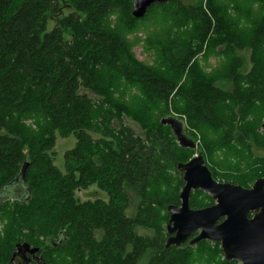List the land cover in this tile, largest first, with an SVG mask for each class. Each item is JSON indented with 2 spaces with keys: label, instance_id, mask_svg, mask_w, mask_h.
<instances>
[{
  "label": "trees",
  "instance_id": "16d2710c",
  "mask_svg": "<svg viewBox=\"0 0 264 264\" xmlns=\"http://www.w3.org/2000/svg\"><path fill=\"white\" fill-rule=\"evenodd\" d=\"M217 1L168 0L135 18L131 0H0V224L11 229L6 244L0 240V264H15L22 241L41 250L44 264H209L202 260L209 248L214 264H239L223 258L217 241L164 245L166 208L179 204L183 185L176 165L192 157L160 122L173 114L169 99L185 104V119L173 114L187 123L184 132L216 130L220 148L253 167L254 176L238 182L264 177V156L252 153L253 144L264 149V13L242 37L209 7ZM151 10L168 12L172 37L149 66L100 22L120 12L129 28ZM207 50L225 58L216 73L195 69ZM132 87L138 93L128 103ZM57 133L75 138L64 171L51 156ZM90 184L107 200L80 201L75 191ZM213 202L200 189L190 192L192 208Z\"/></svg>",
  "mask_w": 264,
  "mask_h": 264
},
{
  "label": "water",
  "instance_id": "95a60500",
  "mask_svg": "<svg viewBox=\"0 0 264 264\" xmlns=\"http://www.w3.org/2000/svg\"><path fill=\"white\" fill-rule=\"evenodd\" d=\"M166 1L132 0L131 15L140 18L152 4ZM160 122L170 127L180 146L196 148L194 140L184 132L183 120L168 114ZM25 167L26 164L22 166L16 182L23 181ZM176 168L182 173L183 185L179 191V204H169L166 208L168 219L165 224V247L179 246L186 240L189 244L204 239L217 241L227 261L264 264V177H257L249 187L218 181L212 177L200 152L186 162H178ZM18 185L20 187L22 184ZM195 189L208 193L214 202L203 207H190L189 195ZM5 194L4 190L0 192V198ZM24 197L25 193H22L20 198ZM38 250L37 246L32 247L25 241L18 242L10 261L19 256L23 264H26L28 258L25 252L34 254ZM36 260L34 264H44L41 255Z\"/></svg>",
  "mask_w": 264,
  "mask_h": 264
},
{
  "label": "rangeland",
  "instance_id": "374dc122",
  "mask_svg": "<svg viewBox=\"0 0 264 264\" xmlns=\"http://www.w3.org/2000/svg\"><path fill=\"white\" fill-rule=\"evenodd\" d=\"M182 1L184 3H197L200 0ZM209 7L213 10H216L217 12H222L223 15L225 14L227 18H229L232 29L241 34L242 37H244L247 34L249 27L252 26L253 20H257L263 15L264 0H218L215 4L210 3ZM68 11L69 10H65V12ZM128 23L129 22H126L125 18L121 19L120 12H112L111 14H109V16L106 17V19H104L103 22H100V28L115 33L116 35L121 37L128 50L133 53L143 64L149 66L154 65L158 59L156 49H159V45L161 44L162 40L166 41L168 38L172 37L171 34L167 33L170 24H172V21L169 19L168 12L157 15L151 10L145 20H141L136 24L129 25L130 29L126 26ZM52 25L53 23L49 22L48 29H50ZM180 37L182 38V34H180ZM240 54L243 58L242 70H245L249 65L248 51H243ZM198 57L200 63L195 67V69L205 71V73H216V71L220 70L225 61V58L223 56L215 54V52H212L211 50H207L206 53H204L203 55H199ZM196 73L198 74L199 72ZM81 91L87 93V95L92 98L96 97L92 92L88 90L81 89ZM137 93L138 92L136 88H130L126 91V94L124 96L125 100L128 103H133L134 97ZM184 107L185 104L180 97H174L168 100V112L176 114L183 119H185V116L181 113V111L184 109ZM162 110V107H160L158 110H154L151 113V117L154 118L158 114V112L160 115L162 113H160V111ZM128 117L129 118L127 119V121L131 124V126L137 132H142L140 126L136 122L132 121L130 119V116ZM259 122H264V117L261 118ZM185 126L188 127L187 123L185 124ZM194 132L195 137L185 130V133L188 136L190 135L194 138V142L196 145L195 149L185 147L191 149V152L189 154L190 157L195 153L200 152L205 160L210 163L209 165H213L212 169L210 168V171H212L213 176L216 178V180L228 181L233 183L235 182L244 187H249L252 185L254 179L247 183H240L237 179L245 178L250 180L251 177L254 176L255 172L253 170V167L245 161H238L237 157H234L232 152L224 151V148L221 149L217 144L218 132L216 130H213L209 127H203L198 130H194ZM74 144L75 138L72 135L62 137L58 133L56 134L55 145L51 156L53 157V163L61 171H64L63 154L65 150L71 148ZM252 153L256 156H264V149L253 144ZM228 177H234L236 180L228 179ZM75 196L80 201L94 198L107 200V194L99 189L96 184H90L86 188L77 189L75 191ZM131 211L133 210H130V212ZM4 213L2 215L3 219L6 218ZM10 233L11 229L9 228L8 223H1L0 237L2 239L0 238V240H2V245L6 244L5 242L10 238ZM204 251L205 252L202 258L203 262L214 264V261L208 258L210 256V253L213 252V248L205 249Z\"/></svg>",
  "mask_w": 264,
  "mask_h": 264
},
{
  "label": "flooded vegetation",
  "instance_id": "af4514ba",
  "mask_svg": "<svg viewBox=\"0 0 264 264\" xmlns=\"http://www.w3.org/2000/svg\"><path fill=\"white\" fill-rule=\"evenodd\" d=\"M32 247H33V244H32ZM40 255H41V250H38L34 254L29 253V252H25V256L28 258V261L26 262V264H34V263H36V261H37L36 257L40 256ZM15 264H23L22 258L17 256L16 259H15Z\"/></svg>",
  "mask_w": 264,
  "mask_h": 264
},
{
  "label": "bare ground",
  "instance_id": "6f19581e",
  "mask_svg": "<svg viewBox=\"0 0 264 264\" xmlns=\"http://www.w3.org/2000/svg\"><path fill=\"white\" fill-rule=\"evenodd\" d=\"M222 254H223V252H222Z\"/></svg>",
  "mask_w": 264,
  "mask_h": 264
}]
</instances>
